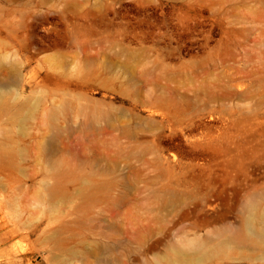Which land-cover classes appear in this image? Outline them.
Instances as JSON below:
<instances>
[{
    "label": "rangeland",
    "instance_id": "obj_1",
    "mask_svg": "<svg viewBox=\"0 0 264 264\" xmlns=\"http://www.w3.org/2000/svg\"><path fill=\"white\" fill-rule=\"evenodd\" d=\"M0 264H264V0H0Z\"/></svg>",
    "mask_w": 264,
    "mask_h": 264
}]
</instances>
